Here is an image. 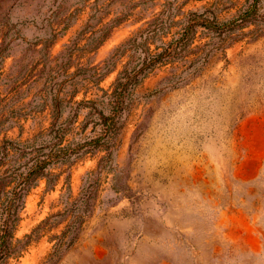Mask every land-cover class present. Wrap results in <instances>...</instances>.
<instances>
[{
  "label": "rangeland",
  "instance_id": "374dc122",
  "mask_svg": "<svg viewBox=\"0 0 264 264\" xmlns=\"http://www.w3.org/2000/svg\"><path fill=\"white\" fill-rule=\"evenodd\" d=\"M57 114L0 264H264V0H0V149Z\"/></svg>",
  "mask_w": 264,
  "mask_h": 264
},
{
  "label": "trees",
  "instance_id": "16d2710c",
  "mask_svg": "<svg viewBox=\"0 0 264 264\" xmlns=\"http://www.w3.org/2000/svg\"><path fill=\"white\" fill-rule=\"evenodd\" d=\"M152 69L151 65L147 67V70ZM144 72L145 69H139L133 78H123L126 71L121 72L112 96L123 95L137 84L138 77ZM119 108L120 105L115 106L114 110ZM60 116H53L54 122L46 132L25 142L7 141L0 149V168L9 163L0 172V262L10 254L13 231L19 221L27 190L37 179L47 177L50 166L64 164L74 154L70 146H63L66 130L59 123ZM44 143L49 145V151L41 155L38 145ZM9 187L12 188L8 190Z\"/></svg>",
  "mask_w": 264,
  "mask_h": 264
}]
</instances>
